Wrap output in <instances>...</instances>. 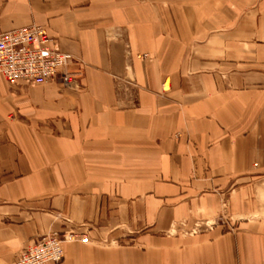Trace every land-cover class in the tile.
<instances>
[{
	"label": "crops",
	"instance_id": "obj_1",
	"mask_svg": "<svg viewBox=\"0 0 264 264\" xmlns=\"http://www.w3.org/2000/svg\"><path fill=\"white\" fill-rule=\"evenodd\" d=\"M79 88L0 75V264H264V0H0Z\"/></svg>",
	"mask_w": 264,
	"mask_h": 264
},
{
	"label": "built area",
	"instance_id": "obj_2",
	"mask_svg": "<svg viewBox=\"0 0 264 264\" xmlns=\"http://www.w3.org/2000/svg\"><path fill=\"white\" fill-rule=\"evenodd\" d=\"M75 58L55 48L54 40L40 26L0 33V75L9 85L23 83L44 85L56 79L64 89L79 88L78 73L73 68ZM84 236L73 232H52L37 238L11 264H59L62 244Z\"/></svg>",
	"mask_w": 264,
	"mask_h": 264
},
{
	"label": "bare ground",
	"instance_id": "obj_3",
	"mask_svg": "<svg viewBox=\"0 0 264 264\" xmlns=\"http://www.w3.org/2000/svg\"><path fill=\"white\" fill-rule=\"evenodd\" d=\"M80 240V238H78Z\"/></svg>",
	"mask_w": 264,
	"mask_h": 264
}]
</instances>
